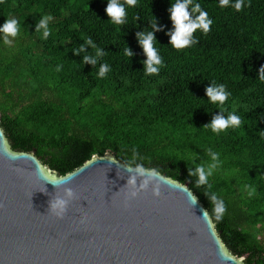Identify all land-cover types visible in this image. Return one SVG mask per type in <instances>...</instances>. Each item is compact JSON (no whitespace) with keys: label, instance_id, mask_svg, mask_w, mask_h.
I'll return each mask as SVG.
<instances>
[{"label":"trees","instance_id":"trees-1","mask_svg":"<svg viewBox=\"0 0 264 264\" xmlns=\"http://www.w3.org/2000/svg\"><path fill=\"white\" fill-rule=\"evenodd\" d=\"M107 2H0V27L10 18L20 24L11 45L0 33V130L10 151H34L59 176L108 151L127 167L186 185L208 210L225 249L242 257V264H264V0H244L239 12L232 7L236 0L227 7L219 0H193L189 12L198 3L213 23L206 35L196 30L198 43L182 50L167 35L173 30L169 8L177 0L125 4L122 25L109 22ZM44 16L52 18L46 39L43 30L35 31ZM153 18L161 29L154 47L162 66L146 75L136 33L151 31ZM89 38L96 48L85 44ZM80 45L85 52L74 55ZM96 49L105 54L95 65L84 64L83 56H95ZM102 64L110 71L99 78ZM220 84L230 93L222 106L205 95L207 87ZM219 113H234L242 123L219 134L203 127ZM213 163L208 185L198 186V177L188 172ZM206 192L226 205L219 221Z\"/></svg>","mask_w":264,"mask_h":264},{"label":"water","instance_id":"water-1","mask_svg":"<svg viewBox=\"0 0 264 264\" xmlns=\"http://www.w3.org/2000/svg\"><path fill=\"white\" fill-rule=\"evenodd\" d=\"M33 154L10 151L0 130V264H242L186 185L108 151L64 176Z\"/></svg>","mask_w":264,"mask_h":264},{"label":"clouds","instance_id":"clouds-1","mask_svg":"<svg viewBox=\"0 0 264 264\" xmlns=\"http://www.w3.org/2000/svg\"><path fill=\"white\" fill-rule=\"evenodd\" d=\"M3 2V0H0ZM128 5L131 7H135L137 4V0H123V3L120 0H108L107 7L105 8V14L109 18V22L115 25H122L125 23V18L127 15L126 9L124 5ZM193 4V0H177L175 4H172L169 8V18L173 25V30L167 35L170 37L169 44L176 50H182L184 48L190 47L193 44L198 43L196 39L193 37V33L196 30H202L203 34H207L210 29L213 21L208 18V13L201 9L200 4H195L192 7L191 12H189V5ZM219 4L221 7L229 6V0H219ZM244 0H236L235 4L232 7L236 11H242L244 7ZM199 13L195 19L192 18V13ZM51 16H44L39 19L35 24V31L41 32L43 30V37L46 39L50 35V30L48 28V23L51 20ZM151 31L142 30L136 33V39L138 41L139 46L142 48L144 56L146 59L143 61V70L146 75L158 74L160 67L162 66V58L157 52V49L154 47L155 36L154 33L156 31H160L157 27L156 21L153 18V22L150 25ZM20 32V24L19 21L15 18L6 19L3 26L0 27V33H3V39L5 45H11L12 39L16 38ZM12 38V39H10ZM156 42V41H155ZM86 45L91 46L92 48H96L94 42L89 38L86 42ZM85 45H80L76 49L73 50L74 55H80L81 52H85ZM125 52L130 58L133 53L129 48H125ZM104 51L102 49H96V55L91 56L85 54L82 58L84 64L95 65L97 63V58L104 55ZM57 71H59V66L57 67ZM110 71V68L107 64H102L99 68L98 77L104 78L106 74ZM259 77L260 79H264V74H261V68L259 69ZM205 95L208 98L210 103H218L219 105H223L230 93H228L223 84L220 85H210L205 89ZM242 123L241 117L232 113L229 114L227 118H225L221 113L215 115L211 122L204 125L203 127L211 128L213 133L219 134L230 127H239ZM212 160L218 161V154H212ZM217 167V163H213L209 165L206 170L203 165H198L194 171H189L188 174L190 176H197L196 184L198 186L208 185V178L212 174V170ZM210 188V185H209ZM159 188H155L153 190L154 196H160ZM254 194V189L249 192V195ZM65 195L69 198L72 197L73 193L70 189L65 190ZM135 195V193H133ZM205 196L213 205V214L215 215V219L217 221L221 220L223 214L226 212V205L224 201L217 197L215 193L206 192ZM67 200L63 198H56L51 203V210L58 217H62L66 205ZM198 200L196 197H192L191 204L192 206L196 205ZM202 218L205 220L209 219V212L207 209H201Z\"/></svg>","mask_w":264,"mask_h":264}]
</instances>
